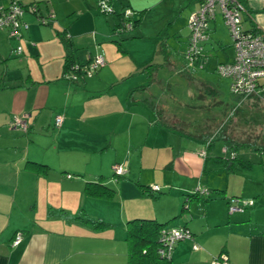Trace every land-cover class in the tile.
Returning <instances> with one entry per match:
<instances>
[{
    "label": "crops",
    "instance_id": "0c3cea01",
    "mask_svg": "<svg viewBox=\"0 0 264 264\" xmlns=\"http://www.w3.org/2000/svg\"><path fill=\"white\" fill-rule=\"evenodd\" d=\"M1 1L6 0H0L3 6ZM108 1L113 6V1ZM241 4L242 28L254 29L264 36V0H242ZM36 8L43 16L42 7L36 4ZM46 10L52 16L56 14L48 3ZM216 11L207 23L203 52L221 50L224 57L218 64L229 62L233 49ZM112 14L117 21V14ZM34 16L23 13L21 19L27 28L20 30L18 39L0 30V264H126L125 223L134 218L154 219L167 227L189 230L192 240H181L173 246L170 264H209L219 255H224L230 264H264V128L257 138V149L241 147L243 151L238 153L237 147L233 149L236 159L228 161L223 160L229 157L228 152L225 158L210 153L212 145L207 147L201 135L178 132L175 126L179 119L171 116L166 121L160 115L161 109L157 113V106H151L155 117L149 121L144 111H132L137 100L128 98L129 83L126 91L117 94L113 107L111 86L126 74L144 73L139 69L145 61L128 56V65L133 68H121L117 77L107 79L106 71L114 66L118 52L128 54L122 38L113 36L108 40L107 28L94 24H70L65 28L56 23L37 25ZM219 21L226 31L229 50L220 41ZM65 39L73 60L84 62L101 54L107 70L97 69L91 77L65 79ZM16 45L21 47L19 54L14 52ZM205 58L203 67L208 64ZM152 75L156 78L157 72ZM138 78L137 82L143 80ZM209 91L215 94L213 89ZM238 101L240 105L242 100ZM242 103L257 109L264 107V78L259 80L257 93ZM21 115L27 123L25 131L9 125L13 116ZM55 115L62 117L58 127L54 125ZM226 123L224 128L229 122ZM157 127L180 133L182 136L177 135L188 141L187 147L168 154L171 167L161 169L169 172L170 183L165 185L173 190V198L155 197L151 192L147 199L148 192L142 188L149 187L145 180L150 179L142 174L147 164L141 147ZM223 136L236 143L229 129ZM195 141L203 145V157L199 155L200 147H188ZM28 162L44 164L47 170H34ZM115 165L126 172L113 176ZM147 166L151 172L157 171V161ZM89 181L102 182L113 190L112 196L88 195L83 188ZM198 188L208 193L185 201ZM162 189L157 186L158 193ZM231 198L252 203L242 211L228 212ZM148 200L160 202L157 209L144 203ZM92 221L102 224L95 226ZM16 232L20 240L12 246ZM193 243L196 249H192Z\"/></svg>",
    "mask_w": 264,
    "mask_h": 264
},
{
    "label": "rangeland",
    "instance_id": "374dc122",
    "mask_svg": "<svg viewBox=\"0 0 264 264\" xmlns=\"http://www.w3.org/2000/svg\"><path fill=\"white\" fill-rule=\"evenodd\" d=\"M9 1H1L3 6H0V8L6 7ZM29 1L31 0H22L21 3L27 5ZM33 1H35V4H39L44 11L42 14L44 23H40L38 17L34 16L37 25L48 26L56 23L65 28L70 24L74 26H91L94 24L97 28H107L106 36L108 40L113 36L119 39L122 38L121 41L125 42L124 47L128 54L125 55L123 50L118 52V58L114 66L106 71L105 76H108L107 79L113 76L117 77L118 70L121 68L122 71H125L124 67L126 66L133 68L128 65L129 60H131L128 56L139 62L145 61L142 66L148 64V62L160 64L157 67L156 78L142 72L134 74L132 72V74H126L123 79L116 80L111 86L114 92L111 101L113 107L117 102V94L123 89L126 91L129 87L133 91L131 99L135 98L134 100H137L136 105L131 107L132 111L139 113L144 111L146 119L149 121L155 117L151 106H157V113L161 109L160 115L163 119L166 120L171 116H176L179 119V124L175 126L178 132H187L196 136L201 135L204 143L211 141L212 146L209 152L221 157H226L223 156V143L219 134L222 131L227 133L229 129L231 139L234 137V140L239 143L252 141L257 144V141H259L257 138L262 134L264 128V107L262 106L261 109L254 108L249 104L242 103L244 100L240 101V105H238L239 98L229 92L228 80L219 77L214 69L217 62L224 57L223 52L221 50L214 53L209 50L203 52L208 64L201 68L197 66L198 63L193 67H189L187 60L182 55L186 47L185 36L188 32L185 23L189 13L199 6L198 3L196 5L195 0H129L131 5L128 4L127 0H112L113 6L111 7L115 14L121 11L122 8H127L132 12L131 19H138L136 28L120 34L114 33L112 27L113 22L116 21L115 15L102 13L99 10L98 3L100 0ZM47 3L50 9L54 8V11H56L52 19L47 16L51 15V12L46 10ZM26 12L30 13L29 11ZM36 14L39 15L37 12ZM219 27V35L222 33L220 41L229 50L230 45L226 31L221 28L220 21ZM138 29L142 30V35L135 37V33L139 32ZM161 44L165 45L166 53L161 52ZM114 49L116 50V48ZM41 50L45 53L44 49L41 48ZM141 67L139 70H141ZM98 69L107 70L106 66ZM139 76L143 79L140 81L142 83L137 82ZM127 83L130 86L125 88ZM108 85L105 87H108ZM208 87L213 89L215 94H211L206 90ZM102 98V106H104L106 102L105 95ZM216 101H220L221 104H217ZM249 102L251 104L254 101ZM226 104L232 106H224ZM113 117L117 118L118 116L114 113ZM225 122L229 123L224 128ZM177 134L166 130L162 131L157 127V129L150 131L145 144L141 147L145 164L148 165V163L157 161V171L151 172L147 165L144 166L142 171L144 178L150 179L149 181L145 180L149 185L146 188L152 190L151 192L155 197H174L173 190L169 191L168 186L165 185V183L167 185L170 183L169 172H164L161 169H166L171 165L172 158L168 159V154H176L180 147H187L186 137L182 139L178 136H182V134ZM188 147H200L199 152L205 154V149L202 148L201 143L196 142L193 143V146ZM240 148V146L237 148L238 153L243 151ZM155 155H157V159L154 158ZM135 165L137 166V163ZM152 175H154V180L151 178ZM152 186H162L163 189L158 193L157 189H152ZM146 198L149 199V195ZM144 203L149 207H156V209L160 204V202L149 200L144 201Z\"/></svg>",
    "mask_w": 264,
    "mask_h": 264
},
{
    "label": "built area",
    "instance_id": "2783aa9c",
    "mask_svg": "<svg viewBox=\"0 0 264 264\" xmlns=\"http://www.w3.org/2000/svg\"><path fill=\"white\" fill-rule=\"evenodd\" d=\"M99 10L103 13H111L112 9L108 5V0H100ZM32 11L34 8H30ZM218 10L220 17L227 29L230 43L233 49L232 59L229 62H220L215 66V72L221 78L228 80L229 92L244 100L257 93L259 80L264 78V36L258 33L246 31L241 25L242 4L240 0H200L198 8L188 15L186 27L188 30L187 45L183 57L187 60L188 66L193 67L196 63L199 68L203 66V42L207 39L208 21L213 18L215 10ZM24 8L16 1H10L6 7L0 8V30L4 29L9 37L18 39L20 30H25L27 24L21 17ZM132 13L129 9H124L121 15V22L114 29V33L128 31L132 27L130 20ZM52 17V15H49ZM40 23H44L43 17L38 18ZM16 54L21 53V47L14 48ZM105 64L102 55L95 54L84 63H73L66 73V79L74 80L82 76L89 77L94 71ZM62 117L54 116V125L60 126ZM11 127L25 131L27 123L24 116H13ZM222 152L227 151L222 148ZM203 156L204 152H199ZM233 154L229 153V157ZM112 171L116 175L125 173L126 169L120 165H115ZM69 175H67L68 177ZM157 189V186H152ZM198 195H206L205 189H196ZM252 203L251 200L231 198L229 200L228 212L242 211L243 208ZM192 240L191 233L185 227L164 226L159 232L158 253L169 258L173 246L181 240ZM20 240V233L16 232L11 241V245H16ZM197 245L192 244V249ZM209 264H230L224 255L213 258Z\"/></svg>",
    "mask_w": 264,
    "mask_h": 264
},
{
    "label": "trees",
    "instance_id": "16d2710c",
    "mask_svg": "<svg viewBox=\"0 0 264 264\" xmlns=\"http://www.w3.org/2000/svg\"><path fill=\"white\" fill-rule=\"evenodd\" d=\"M10 1H16L17 3H19L24 8V12L25 11H29V12H31L32 14H34L38 18H42L43 17V16H40V15L36 14L37 8H36V4L34 2H30L27 5H24L18 0H10ZM198 1L200 2V0H198ZM240 1L242 2V0H240ZM108 5L111 7L109 1H108ZM32 7L34 8L33 11L30 9ZM111 9H112V7H111ZM124 9L125 8H122L120 13L117 14V21L114 24L113 29H115V27H117L119 25V23L121 22V20H122L121 19V15H122V12H123ZM111 13H114L113 9H112ZM130 20L132 22L131 29H133L134 26L137 25L136 23H137L138 19L133 20L130 17ZM249 32L261 34L260 32L254 30V29L250 30ZM116 34H120V33H116ZM187 36H188V32H187ZM187 36H186V45H187ZM64 41H65L64 44H65V48L67 49V53L64 55L63 77L66 79L65 76H66V73L69 70V67H70L71 64H73V63H80L81 64V63L86 62L87 60L84 61V62H78L76 60H73L71 58L69 42L66 39ZM161 46H162L161 52L166 53L165 45L161 44ZM183 53H184V51H183ZM183 53H182V55H183ZM159 65L160 64L157 65V63L150 62V63L144 65L141 68V71H143L148 76H152V74L154 72H157V67ZM91 76H89V77H91ZM84 77L86 78V76H82L80 78H84ZM67 80H70V79H67ZM206 90L209 91V88H206ZM132 93H133V91L131 89L128 92L129 100H131V98H132ZM219 134H220V139L222 140V142L225 145L224 149L228 153H232L233 154L232 157H228V158L224 157L225 159H223V160H226V159L228 161L235 160L236 157H235V154H234L235 153L234 150H235V148H237L239 146L240 147H250L252 149H257V147H256L257 145H256L255 142L250 143V142H247V141H243L241 143H239V142L235 143V142H231V140H228L227 138H225L223 136V131L221 133H219ZM210 144H211V141L206 142V146L207 147ZM28 166L33 168L34 170H37V171H43L44 172V171L47 170V167L44 164H40V163H36V162H28ZM113 175L119 176V175H116L114 172H113ZM142 188H143V190L148 192V195L151 194V191H149V189L147 190L146 186H143ZM83 191L85 193H87L88 195L95 196V197L96 196L97 197H102V198H110L112 196V193H113V190L111 188H109L108 186H106L105 184H103L102 182H99V181L86 182L85 185H84ZM197 195L198 194L196 192H193V193H191L190 196H188L185 199V201H187L190 197H194V196H197ZM92 223L95 226H99V225L102 224V222H100V221H92ZM164 226H165L164 223H159V222L155 221L154 219L134 218V219H130V220L126 221V223H125V234H124V242H125L126 248H127L126 264H170V261H169L168 257H166L164 255H160L157 252L158 251L157 249L159 247V232H160V229L162 227H164Z\"/></svg>",
    "mask_w": 264,
    "mask_h": 264
}]
</instances>
